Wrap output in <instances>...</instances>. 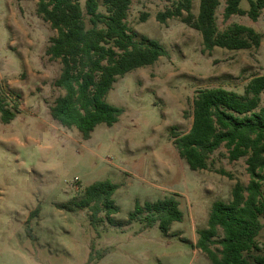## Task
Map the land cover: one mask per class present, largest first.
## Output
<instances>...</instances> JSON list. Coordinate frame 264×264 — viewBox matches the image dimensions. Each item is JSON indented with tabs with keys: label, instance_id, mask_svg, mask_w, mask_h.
<instances>
[{
	"label": "rangeland",
	"instance_id": "rangeland-1",
	"mask_svg": "<svg viewBox=\"0 0 264 264\" xmlns=\"http://www.w3.org/2000/svg\"><path fill=\"white\" fill-rule=\"evenodd\" d=\"M177 1L131 0L126 24L134 40H156L166 54L113 84L105 101L123 110L118 122L97 125L83 140L50 116L62 95L54 85L61 64L46 54L56 31L37 14L36 0H0V100L18 108L10 123L0 121V264H210L195 248L198 231L207 227L214 202H228L236 182L247 184L245 158L231 162L220 147L206 170L192 171L172 135L190 130L200 90L243 94L252 78L264 76V10L255 22L247 15L225 20L219 0L218 29L251 27L261 44L206 51L201 34L181 19L157 20ZM199 3L192 0L195 16ZM240 7L247 10L248 0ZM100 181L117 186L113 223L103 210L92 221L87 208L61 207ZM168 197L178 201L182 220L167 233L128 220L136 203ZM256 242L264 253V229Z\"/></svg>",
	"mask_w": 264,
	"mask_h": 264
},
{
	"label": "trees",
	"instance_id": "trees-1",
	"mask_svg": "<svg viewBox=\"0 0 264 264\" xmlns=\"http://www.w3.org/2000/svg\"><path fill=\"white\" fill-rule=\"evenodd\" d=\"M36 1L37 14L56 31L46 54L61 64L54 85L62 95L50 108V116L88 140L97 125L112 127L123 112L105 101L113 84L136 69L153 65L166 52L156 40H134L126 24L131 0ZM241 1L225 0L224 19L247 15L257 21L264 10V0H248L247 10L240 7ZM219 5V0H200L195 16L192 0H178L172 8L157 14V20L164 23L167 19H181L201 34L206 51L216 47L231 51L259 48L262 36L251 27L234 23L222 31L218 29ZM262 93L264 76L252 78L243 94L223 88L200 90L193 100L190 130L172 135L179 156L192 171L206 170L210 156L220 147L227 150L231 162L245 158L247 184L236 182L228 202H214L207 227L198 231L195 248L207 256L210 264H264V253L256 242L264 229V107L259 108ZM17 110L16 105L12 110L7 108L1 99L0 121L10 123ZM116 188L108 181L94 182L84 189L78 202L61 207L87 208L92 221L98 220L103 210L106 220L113 223L112 216L119 211L112 200ZM178 206L174 197L142 206L136 203L128 220H137L144 228L157 225L167 233L172 223L182 220ZM214 244L220 249L213 250Z\"/></svg>",
	"mask_w": 264,
	"mask_h": 264
}]
</instances>
